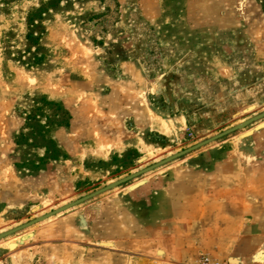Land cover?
Here are the masks:
<instances>
[{"label":"rangeland","instance_id":"1","mask_svg":"<svg viewBox=\"0 0 264 264\" xmlns=\"http://www.w3.org/2000/svg\"><path fill=\"white\" fill-rule=\"evenodd\" d=\"M262 113L264 0H0V264H264V118L64 209Z\"/></svg>","mask_w":264,"mask_h":264},{"label":"water","instance_id":"2","mask_svg":"<svg viewBox=\"0 0 264 264\" xmlns=\"http://www.w3.org/2000/svg\"><path fill=\"white\" fill-rule=\"evenodd\" d=\"M262 118H264V113H262L261 115L255 117V118H253V119H251V120H249V121H247L245 123H242L240 125H237V126L233 127L232 129H229V130H227V131H225V132H223V133H221V134H219V135H217L215 137H212V138H210V139H208V140L200 143L199 145H196V146H194L192 148H189V149H187V150H185V151H183L181 153H178V154H176V155H174L172 157H169V158H167V159H165V160H163V161H161V162H159V163H157V164H155V165H153V166H151V167H149V168H147L145 170H142V171L137 172V173H135L133 175H130L129 177H126V178H124V179H122L120 181H117V182L113 183L112 185L107 186L106 188H103V189H101V190H99V191H97V192H95V193H93L91 195H88V196L80 199L79 201L73 203L70 206H67L64 209H67L69 207H72V206L78 205L80 203H83L85 201H88V200H90V199H92V198H94V197H96V196H98V195H100L102 193H105V192H107V191H109L111 189H114V188H116V187H118V186H120V185H122V184H124V183H126V182H128L130 180H132V179H135V178H137V177H139V176H141V175H143L145 173H148V172H150V171H152V170H154V169H156V168H158L160 166H163V165H165V164H167V163H169V162H171V161H173L175 159H178V158H180V157H182V156H184V155H186V154H188V153H190V152H192V151H194V150H196V149H198V148H200L202 146H205V145H207L209 143H212V142H214V141H216V140H218V139H220V138H222V137H224L226 135H229V134H231V133H233V132H235L237 130L243 129L247 125L253 123L254 121L260 120ZM38 221L39 220L32 221V222H30L28 224H25V225H23L21 227H18L16 229L12 230V231H9L7 233H4V234L0 235V240L2 238H4V237H7V236H9L11 234H14V233H16V232H18L20 230H23V229H25V228H27V227L35 224Z\"/></svg>","mask_w":264,"mask_h":264},{"label":"trees","instance_id":"3","mask_svg":"<svg viewBox=\"0 0 264 264\" xmlns=\"http://www.w3.org/2000/svg\"><path fill=\"white\" fill-rule=\"evenodd\" d=\"M30 21H32V19ZM43 104L50 106V107H56L58 112L53 117H50L48 115H43L42 113L35 114V115L31 114L27 117V125H29L30 122H33V121L36 122L37 127L39 129L38 131L39 136L45 138V135L49 133L51 127H57V128L70 127L71 115L65 109H62L60 103H57L54 101H47L46 99H43ZM37 111L41 112L42 108H38ZM59 112H62V115H60ZM37 117L43 118L46 121L45 124H43L41 120H38ZM33 139L36 140L37 135H36V138L34 137ZM47 154H48V150H46V155ZM54 159H57V158H54Z\"/></svg>","mask_w":264,"mask_h":264},{"label":"bare ground","instance_id":"4","mask_svg":"<svg viewBox=\"0 0 264 264\" xmlns=\"http://www.w3.org/2000/svg\"><path fill=\"white\" fill-rule=\"evenodd\" d=\"M29 78H31V77H29ZM150 110V109H149ZM249 110H251V108H249ZM152 113V115H153V117H155V118H157L158 119V116L157 115H155L153 112H151ZM156 113V112H155ZM159 119H161V118H159ZM162 123H161V125H162V128L165 130V131H170V130H172V123H170V122H167L166 120H160ZM163 130V131H164Z\"/></svg>","mask_w":264,"mask_h":264}]
</instances>
